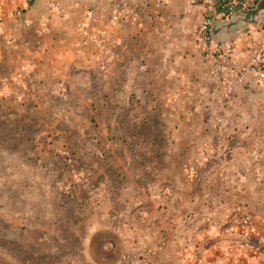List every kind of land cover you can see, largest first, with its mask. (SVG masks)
<instances>
[{"label": "crops", "instance_id": "0c3cea01", "mask_svg": "<svg viewBox=\"0 0 264 264\" xmlns=\"http://www.w3.org/2000/svg\"><path fill=\"white\" fill-rule=\"evenodd\" d=\"M53 1L67 8V17L52 16L44 34L18 21V10L28 18L46 17ZM109 1L33 0L27 6L23 0H0V77L14 79L21 65L30 64L32 73L23 82L30 98L35 87L43 86L49 100L58 97L55 93L65 99L67 119H94L111 109L105 103L116 102L118 88L126 92L136 80L147 93H155L148 99L156 104L151 117L159 119L166 136L162 170L144 183L140 195L118 198L108 191L96 194L92 204H81L96 215L84 245L96 247L98 255L86 254L88 260L264 264V81L252 79L234 94H224L202 54L199 26L208 9L203 0H137L143 6L140 22L109 25L120 43L104 56L74 26L89 9L107 12ZM252 9L216 22L215 37L227 39L264 22ZM117 113L112 107L108 117L117 118ZM139 204L140 212L135 210ZM123 217L125 222L131 218V225ZM247 236L254 237L253 243Z\"/></svg>", "mask_w": 264, "mask_h": 264}, {"label": "rangeland", "instance_id": "374dc122", "mask_svg": "<svg viewBox=\"0 0 264 264\" xmlns=\"http://www.w3.org/2000/svg\"><path fill=\"white\" fill-rule=\"evenodd\" d=\"M250 13L264 18V0ZM2 77L0 85L7 80L11 93L0 95V264H92L86 254L96 256L97 249L84 242L96 215L81 204L108 191L118 198L140 195L144 183L162 170L160 151L167 143L159 119L151 117L155 93L136 80L126 92L118 88L116 102L105 103L111 109L99 118L67 119L61 94L49 100L48 88L39 86L32 99L23 82ZM16 92L23 93L22 100ZM112 107L117 118L108 117ZM78 126L85 132L78 133ZM126 223L131 225V218Z\"/></svg>", "mask_w": 264, "mask_h": 264}, {"label": "built area", "instance_id": "2783aa9c", "mask_svg": "<svg viewBox=\"0 0 264 264\" xmlns=\"http://www.w3.org/2000/svg\"><path fill=\"white\" fill-rule=\"evenodd\" d=\"M23 1L27 6L32 2ZM203 1L208 9L199 26L202 54L208 62L210 73L223 87L224 94H234L239 85L248 84L252 79L264 81V22L257 23L255 28L252 25L239 29L227 39H218L214 34L216 22L228 20L252 9L256 0ZM142 8L137 0H112L105 9L107 12L98 14L92 9L87 10L85 18L76 23L74 29L90 39L104 56H110L120 42L117 37L110 35L108 26L139 23ZM16 14L18 21L25 28L33 30L36 35H42L48 31L52 16L63 21L66 19L67 8L53 1L50 2L49 13L44 18L25 17V10H18ZM2 21L3 16L0 14V22ZM5 40L8 44L14 43L13 38L6 37ZM77 47H82V44L78 43ZM31 73V65L23 64L13 80L16 84H21ZM10 89V83L2 80L0 95L11 93ZM15 96L18 100L23 99V93L16 92Z\"/></svg>", "mask_w": 264, "mask_h": 264}, {"label": "trees", "instance_id": "16d2710c", "mask_svg": "<svg viewBox=\"0 0 264 264\" xmlns=\"http://www.w3.org/2000/svg\"><path fill=\"white\" fill-rule=\"evenodd\" d=\"M33 1V0H32ZM111 1V0H110ZM109 1V2H110ZM70 198H75V197H70ZM77 199V198H76ZM247 240H253V238L252 237H249V236H247Z\"/></svg>", "mask_w": 264, "mask_h": 264}]
</instances>
